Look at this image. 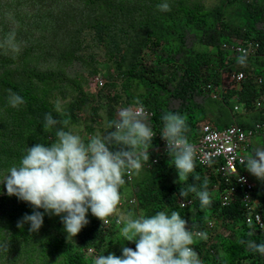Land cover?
I'll use <instances>...</instances> for the list:
<instances>
[{
  "label": "trees",
  "instance_id": "obj_1",
  "mask_svg": "<svg viewBox=\"0 0 264 264\" xmlns=\"http://www.w3.org/2000/svg\"><path fill=\"white\" fill-rule=\"evenodd\" d=\"M207 1L6 0L10 3L11 21L15 27L7 22L6 14L2 26L8 30L3 28L0 33V64L7 68L0 76V172H11L8 166L17 165L23 171L57 175L62 166L60 153L54 149V140L65 137L66 143L72 145L68 134L71 127L81 123L86 108H91L93 114L85 132L93 139L96 134L94 126L101 125V109L94 107L95 98L85 90L86 78L78 75L72 79L67 70L77 61L90 64L79 54L87 46L106 45L110 35L113 37L111 43L117 47L115 39H120L124 45L126 37L140 31L143 33L142 45L129 50L136 61L123 71L122 93L114 92L107 97L110 107L107 110V142L104 144L107 153L117 159L141 152L144 147H157L159 143L143 140L142 131L130 120L123 122L120 133L116 131L117 108L120 103L132 99L130 86L140 93L143 86L148 90L149 96H140L138 105L154 113L153 132L162 136L165 130L172 139L196 141L199 124L216 110L222 112L217 122L225 126L232 124L231 121L224 122L228 115L225 107L231 105L236 93L229 92L224 106L205 100L201 105L195 103L197 98L203 97V87L211 83L221 84V70L228 75H247L239 102L251 111L264 94V88L259 90L251 78V74L264 76V0H218L214 9L205 8ZM57 8L64 9L53 17ZM83 22H88L91 27H84ZM95 29L100 33L96 32L98 36ZM234 40L260 43V57L230 59L221 47L234 46ZM7 42H12L14 49L5 47ZM151 49L158 56L152 65H146L140 56ZM121 52L125 63L126 57ZM45 53L55 61L47 60L49 65L44 68L41 62L46 60ZM96 68L93 75L100 73ZM32 79H37L38 85L32 83ZM67 87L76 92L73 97L68 94ZM111 87L117 88L106 85L104 91ZM52 88L71 102L60 106ZM103 97L101 92L97 102L101 103ZM173 101L181 103L178 110H171ZM98 149L95 141L87 140L78 147V158L87 151L96 153ZM178 157H165L148 176L140 179L138 187L141 191L136 195L144 211L142 225L134 221L133 229L123 227L126 232L123 235L135 232L132 238L122 237L121 228L104 227L115 197L124 193L118 192L120 187L114 167L75 173L73 196L49 202L46 206L28 202L24 194L12 199L0 197V248L4 245L10 247L5 253L0 250V264H20L23 260L25 264H91L82 253L87 249H94L104 264H182V253L188 246H194L204 264H264V235L255 234L242 225L243 212L239 202L224 212L229 220L241 226L233 229V240L220 239L218 246L214 247L221 249L220 255L207 253L205 244L195 239V233L204 229L205 216L211 209L217 210L218 204L215 201L211 207L210 202L203 199L200 205H196V215L178 210L177 196L187 200L210 189L204 170L197 166L192 173L185 171L181 167L183 159ZM170 164L175 167L173 172ZM245 168L253 169L251 165ZM74 172L73 169L70 173ZM181 176L185 179H180ZM200 184L203 186L201 190ZM258 195L264 204L261 186ZM57 203L64 205V215L78 230L81 245L76 251L65 240L57 241L53 247L46 239L39 240V248L35 243L36 229L41 230L46 224L40 213ZM165 209L178 211L177 217L181 219L195 216L196 221L190 224L193 229L184 231L187 237L180 234L168 238L164 234L152 237L156 244L148 246L144 239L149 231L144 226L153 224ZM141 231L144 235L138 233ZM129 245L134 254L130 252L125 262ZM13 255L18 256L11 261L9 258Z\"/></svg>",
  "mask_w": 264,
  "mask_h": 264
},
{
  "label": "clouds",
  "instance_id": "obj_2",
  "mask_svg": "<svg viewBox=\"0 0 264 264\" xmlns=\"http://www.w3.org/2000/svg\"><path fill=\"white\" fill-rule=\"evenodd\" d=\"M233 43L234 46L223 45L221 47V51L224 53H228L230 55V59L236 57L240 60H248L258 59L260 57V52L262 49V45L260 43L253 40H234ZM238 49L247 50V54L243 55L242 53L237 52ZM144 56L145 55H143L142 57L145 59ZM156 58L157 57H155L154 60H156ZM146 65L148 64L146 63ZM262 72L264 73V68ZM219 73L222 78L221 84L215 85L211 83L206 85L205 87H203L204 95L200 98H204L205 101H212L224 106L225 97H227L229 92L236 93V97L232 98V100L230 101L231 105L229 107H225L228 115L225 113L226 118L224 122L227 123L228 121H231L232 124L230 126H225L224 124L217 122L222 116V112L221 110H216L206 119V121L211 119L212 121L210 123H205V121L199 124L200 132L199 137L196 141H189L187 138L178 137L172 139L167 135V132H165V134L162 133V136H159L153 132L152 123L154 120V113H152L149 109L143 106H121L117 108V112L115 115L116 131L119 133L121 132L122 124L125 120H134L135 124L142 123L141 121H145L149 125H146V127L144 128L146 130H144L142 127H139L142 131L141 137L143 138V140L149 139L159 141L157 147H152L149 149H144V147L141 152L130 153L120 159H117L115 156L108 154L107 149L101 148V146H99V149L96 153L87 151L83 156L78 158L77 149L83 144H80L78 146H71L70 144L66 143L64 137L57 142L60 143L61 147L64 149V152L66 151L67 154L69 153L73 155L69 159L73 160L74 158H78L77 161L74 162L75 172L70 173L73 169H69L70 172L68 170L61 171L62 167L64 168V166L61 167V170L60 172L58 171L59 173L57 175L43 172H34L38 175V181L35 184L33 178L28 176L29 171H23L20 168L16 173L10 174L7 184L2 185V187H5L7 189L9 185L14 184V187H12L8 191V193L4 195V197H10L11 199L16 198L19 195L24 194L26 190L32 188L35 190L38 187L37 190H39V203L41 206H46L47 204H49V202L58 201L60 199H65L73 196V177L75 173L84 172L89 169L103 168L106 166L114 167V170L116 171V174L118 176L120 187L118 188V192L124 193H120L115 197L110 215L104 220V227L108 229L121 228L120 234L122 235V237L129 236L130 238H132L135 232L130 231L127 233L128 235H123V233H126L123 227L124 225H126L127 227L130 223L132 226L129 229H133L134 221H139L140 225H142V221L144 219V211L142 210L140 201L138 199V196L136 195L141 191V188L138 187L139 181H141L140 179L148 176L150 174L149 172H152L154 168L158 166L165 157L177 155L179 156L178 158L183 159L181 163V167L183 170L188 172L191 171L190 173H192L195 167L198 166L202 168L204 170V178L210 185V189L208 191L197 193L187 200H182L177 196L176 206L178 210L184 211L185 213L191 215H196V205H200L203 199H206L208 202H210L211 207L215 204V201L217 202L216 204H218L217 210L211 209L210 212L205 216L203 221L204 229L198 230L195 233V239L205 244V251L207 253H210L213 256H215L217 253L220 255V253L222 252L221 249L219 248L217 250V248H214L218 246V244L220 243V239L230 241L235 238L233 229L235 227H240L241 224L237 225L238 223L236 224L233 220H229L224 212L230 207L234 206L237 202H239L242 207V225L247 229H252L251 232H254L255 234L259 232L264 235V204H261V201L258 198V187L261 186L264 190V170H261L259 165L256 163V160L260 158L261 154H264V94L254 103L252 110L250 111L239 102V96L242 94L243 87L248 79L247 75L244 73L228 75L223 70L219 71ZM251 78L258 89L264 88V76L262 77L260 75L251 74ZM93 84L95 89L98 91L95 96L98 99L100 93L104 91L106 84L98 77L93 78ZM91 96L93 97V95ZM95 97H93V99ZM98 100H96V102ZM232 103L234 104L233 106ZM139 111H142V114L138 116L137 112ZM84 121L86 122V119L83 120V122ZM243 122L248 123L247 126H241ZM135 124L132 125L135 126ZM220 124L223 125L222 128ZM206 128L212 129V131L217 132L219 135H221L220 141L222 140L225 132L232 128L241 129L245 133H248V135L250 133L253 134L252 137L248 138L249 149L245 154L246 163L239 166L238 174L230 178L228 182H226V179L223 177L224 172H221V169L226 166V161L223 157H216L217 153H212V164L210 167H208L204 166L200 160L194 158L192 156V152L187 149L200 146V142L204 137V130ZM107 131L108 130L106 129V134H108ZM92 140L93 139L91 138L90 141ZM257 140L261 141V143L258 144L257 142H255ZM182 144H185V146L181 147ZM178 145H180V147H178ZM75 146L77 147L75 148ZM59 153L62 163V155H64V153L62 151ZM249 165H251L253 169L245 168ZM169 168L173 172L175 167L170 164ZM241 168H243L242 171L240 170ZM64 172L67 173V175L62 174ZM249 172H253L256 175L255 179H250V177L248 176ZM180 179L184 180L185 177L181 176ZM41 182L43 183L41 184ZM255 183L257 185H255ZM47 184L50 185L51 194L49 196V200L43 204L40 201V196H42L43 193L45 194L46 188L44 186H46ZM202 187L203 186L200 184V190ZM60 205L62 206L63 210L61 209L62 214H59L57 217L63 219L73 228L75 232L76 243L69 242L66 237H64V235H45L42 234V232L40 233V230L38 234L39 227L35 232V243H38L39 248V240L43 241L44 239H46L49 240V242L51 243L50 245L53 247L55 246V243L57 241L65 240L72 246L73 250L76 251V248L81 245V242L78 237L77 228L71 223L67 216L64 215V210L66 208L63 204L57 203L54 204L51 209L56 208ZM43 210L47 212L49 209ZM43 210L40 213L42 219H44ZM132 211L138 212V214H141L142 217H138V219H136ZM116 212L120 213L119 216L115 215ZM126 212H128L127 215L130 216V218H124L125 220L123 222V215ZM177 213L179 212L165 209L164 213L157 220L153 221V224L148 227L144 226V228L149 231L147 236L148 239H144L147 242L148 246H154L156 242L154 241L155 238L152 237H157L161 234H164L165 238L171 236L177 237V235L179 234L180 236H188L184 231H187V229H193V226H191L190 224L196 221L195 216H193L192 218L190 217L181 219L177 217ZM38 215L39 211L37 212V216ZM50 217L51 219L49 221H54L56 219L55 216L50 215ZM163 217H165L167 221L164 222L162 227H160L162 230H159L157 229V225H159ZM138 233L144 235L143 231ZM2 247L3 253H5L10 248L9 245H4ZM130 252L134 254V252L131 251L129 245V251L127 253V259H125V262L128 261ZM82 253L84 254L86 260H88V263L104 264L103 260H101V258L96 254V251L94 249L83 250ZM17 256L18 255H13L10 257V259L15 260ZM181 258L183 261L182 264H204L202 258L197 254L194 246H188L182 253ZM164 260L167 261V255H165ZM245 264L251 263L246 262Z\"/></svg>",
  "mask_w": 264,
  "mask_h": 264
},
{
  "label": "rangeland",
  "instance_id": "obj_3",
  "mask_svg": "<svg viewBox=\"0 0 264 264\" xmlns=\"http://www.w3.org/2000/svg\"><path fill=\"white\" fill-rule=\"evenodd\" d=\"M219 4L218 0H209L205 3V8L207 9H214L215 7H217V5ZM10 3L6 2V0H0V33L3 31V28H6L8 30V27H3L2 23H4L5 20V15L8 14V18L9 21H7L8 23H11L12 28L15 27V24H13V22L11 21V8L9 7ZM68 7V6H66ZM64 7V8H66ZM64 8H57L56 11L53 13V17L57 16L59 14V12L61 10H63ZM34 11V10H33ZM40 11V10H39ZM82 13V12H81ZM84 27H91L88 22H83L82 24ZM11 28V30H12ZM27 31L26 30V36H27ZM94 32L99 33L98 30H94ZM96 33V35L98 36V34ZM139 33V34H138ZM134 35H132L130 38L126 37L127 39V43L126 44H122L120 43V39H115L117 42V47H115V45L113 43H111V39H113V37L110 35L107 38L108 43L105 46H101L99 44H95V45H90L85 47L82 52L79 55H83L85 56L87 62H90V64H86L82 61H77L71 68H69L67 70V74L70 78L74 79L76 78V76L78 75H82V78H86L85 80V90L87 93L93 95V97L96 96V94L98 93V91L95 89L94 84H93V78L94 77H98L101 80H103V82L108 85V86H113L115 85V87L117 88H108L107 91H103V95L104 97L100 100L101 103L96 102L95 106L100 107L101 111L100 113V120H101V125L98 126H94L96 129V134L95 136H93V141H95L99 146H101V148L106 149V145L104 144L105 142H107V134H106V127H107V110L110 107L109 102L107 97H111L114 92L115 93H122V85L124 84V80L122 78L123 76V71L128 70V68L131 67V65L134 64V61H136V57L134 58L132 55L133 53L130 52L129 50L131 49H135V48H139L140 45H142V37H143V33L142 31L138 32ZM100 34V33H99ZM139 35H141V37H138ZM137 40L139 42V45H137ZM120 41V42H119ZM189 44V41H188ZM5 47H8L9 49H14L12 46V42H7L5 45ZM188 48H191V46H189ZM119 51H123L121 52V55H124L126 57V62L123 63L124 58L120 56ZM127 51V52H126ZM152 49L151 50H145V53L142 54L140 57H142L143 55H145V62L150 65L154 62V59L156 56H154V54L152 53ZM46 57V60L41 62L42 67H47L49 64L47 62V60L54 62L55 58L51 59L48 58V54L45 53L43 54ZM117 62V63H115ZM125 64V65H124ZM85 65V66H84ZM130 65V66H129ZM215 65H217V63H215ZM88 66V67H86ZM96 68L97 71H99L100 73L97 75H93V69ZM123 67H125V69H122ZM7 68L5 66H3L2 64H0V76L2 73L5 72ZM84 76V77H83ZM110 78H112V80H110ZM32 83L38 85V81L37 79L31 80ZM131 87V91H132V99L130 100H126L122 103H120V105L118 107L121 106H139L138 103L141 101L140 100V96H144L147 97L149 96V93H147V89L143 86L142 92L140 93L139 91H137V88H132ZM53 89V93L56 94L57 98H58V104L60 106H63L65 104H68L71 102V100H64V98L58 94L56 88H52ZM68 89V94H70L71 97H73L75 95L76 92L72 91L70 87H67ZM133 89V90H132ZM65 91V90H64ZM100 98V95L98 96V99ZM96 100H98L95 97ZM204 98H199L197 99L196 103L197 104H202ZM129 102V103H128ZM130 102L132 104H130ZM181 103L179 102H175L173 101L171 103V110H178L180 108ZM234 104L232 103V106ZM91 108H86L85 112L83 113V115L81 116V123L71 127L70 129V134L69 138L71 140L72 145H80L83 144L85 141L90 140L91 137L88 136L85 132V126L87 124H89V118L92 117V112H90ZM86 119V122L83 120ZM212 120L209 119L208 121H206L205 123H210ZM130 122L132 124H135L134 120H130ZM142 123H137L135 124V126L137 127H142L143 129L146 127V125H149L148 123H146L145 121H141ZM100 123V121H99ZM223 127V125H221V128ZM108 130V129H107ZM146 130V129H144ZM105 131V132H104ZM166 131H163V133L165 134ZM258 144L261 143V141L257 140L255 141ZM75 146V148L77 147ZM54 149L55 151H59V152H63L64 155H62L63 157V162L61 163V166H64V168L62 167L61 171H65L69 169H74L75 165H74V161L72 159H69L71 156H73L72 154H67V152L63 151L64 149L61 147L60 143L56 141V139L54 140ZM11 168V172L10 171H2L0 172V197H4V195H6V193H8V191L14 187V184H11L8 186V190L5 187H2L3 184H7L8 183V178L10 176V174L12 173H16L18 169H20V167H18L17 165H11L8 166ZM67 175V173H62ZM28 176L33 178V181L35 182V184L38 181V175L32 171L28 172ZM64 176V175H61ZM248 176L251 178L255 179V174L253 172H249ZM43 182H41L42 184ZM255 185H257L255 183ZM46 188V192L45 194L43 193L42 196H40V201L41 203H46L49 200V196L51 194V188L50 185H46L44 186ZM38 188V187H37ZM37 188L34 190L32 189H28L25 191L24 193V197L25 199L28 200V202L30 203H35L36 205H40L39 203V190H37ZM38 193V194H37ZM61 209L63 210L62 206H57L56 208H52L49 209L47 212L45 210L44 211V219H45V225L43 226V228L40 230V233L42 232V234L45 235H50V236H59V235H64V237H66V239L71 242V243H76V238H75V232L73 230V228L67 223L65 222L63 219L57 217L59 214H62ZM134 213V217L136 219H138V217H142L141 214H138V212L136 211H132ZM128 212L124 213L123 215V222H124V218H130V216L127 215ZM120 213L116 212L115 215L119 216ZM51 216H55L56 219L54 221H49V217ZM62 216V215H61ZM167 219L165 217H163L159 223V225H157V229L162 230L160 227L163 226L164 222H166ZM62 222V223H61ZM62 225H61V224ZM129 226V227H128ZM127 226V228H131V224L129 223ZM62 232V233H60ZM38 234H39V228H38ZM0 250H3V247L0 248ZM10 259V258H9ZM11 261H13L12 259H10ZM25 260H23L20 264H25Z\"/></svg>",
  "mask_w": 264,
  "mask_h": 264
},
{
  "label": "built area",
  "instance_id": "obj_4",
  "mask_svg": "<svg viewBox=\"0 0 264 264\" xmlns=\"http://www.w3.org/2000/svg\"><path fill=\"white\" fill-rule=\"evenodd\" d=\"M237 52L243 55L247 54V50L244 49H238ZM141 114L142 111L137 112L138 116ZM252 136V133L248 135V133H245L241 129L232 128L225 132L220 141L221 135L212 131V129L206 128L200 146L187 149L192 152L194 158L200 160L204 166L208 167L212 164V153H217L216 157H223L226 161V166L221 169V172H224L223 177L226 179V182H228L230 178L238 174L239 166L246 163L245 154L249 149L248 138ZM184 146L185 144L181 145V147ZM178 147H180V145H178ZM256 163L261 170H264V154H261L260 158L256 160Z\"/></svg>",
  "mask_w": 264,
  "mask_h": 264
},
{
  "label": "bare ground",
  "instance_id": "obj_5",
  "mask_svg": "<svg viewBox=\"0 0 264 264\" xmlns=\"http://www.w3.org/2000/svg\"><path fill=\"white\" fill-rule=\"evenodd\" d=\"M204 68V67H203ZM248 88V87H247ZM250 88V87H249ZM249 90V89H248ZM260 90V89H259ZM129 103V102H128ZM130 104H132L131 102H130ZM160 104V103H159ZM177 255V254H176ZM174 256H175V254H174Z\"/></svg>",
  "mask_w": 264,
  "mask_h": 264
}]
</instances>
